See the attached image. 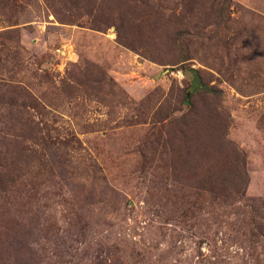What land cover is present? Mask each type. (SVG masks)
I'll use <instances>...</instances> for the list:
<instances>
[{"label": "rangeland", "instance_id": "1", "mask_svg": "<svg viewBox=\"0 0 264 264\" xmlns=\"http://www.w3.org/2000/svg\"><path fill=\"white\" fill-rule=\"evenodd\" d=\"M0 264H264V0H0Z\"/></svg>", "mask_w": 264, "mask_h": 264}, {"label": "trees", "instance_id": "2", "mask_svg": "<svg viewBox=\"0 0 264 264\" xmlns=\"http://www.w3.org/2000/svg\"><path fill=\"white\" fill-rule=\"evenodd\" d=\"M192 72H195V71H192ZM195 73H196V72H195ZM196 76H197V73H196ZM197 78H199V76H197ZM193 80H194V84L192 85V87H193L194 90L197 91L198 89H201V88H202V89H204V92H211V91H209V89H207L206 87H202L201 85H199V80L197 81V80H196V77H194ZM202 89H201V90H202Z\"/></svg>", "mask_w": 264, "mask_h": 264}]
</instances>
